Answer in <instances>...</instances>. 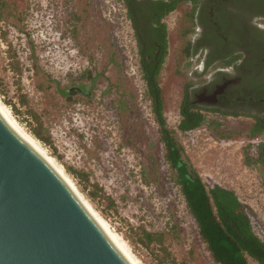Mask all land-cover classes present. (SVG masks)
I'll use <instances>...</instances> for the list:
<instances>
[{
  "label": "rangeland",
  "instance_id": "rangeland-1",
  "mask_svg": "<svg viewBox=\"0 0 264 264\" xmlns=\"http://www.w3.org/2000/svg\"><path fill=\"white\" fill-rule=\"evenodd\" d=\"M6 2L11 12L0 21V98L15 118L33 135L36 123L31 114L39 117L42 133L51 141L41 143L66 171L70 167L88 173L89 180L84 181L67 171L86 198L92 183L101 187L103 195L90 202L144 264H215L163 160L164 147L139 78L120 1ZM103 39L104 47L98 49ZM107 41L117 45L113 55ZM87 67H93L91 78H78ZM172 69L166 60L158 82L166 123L173 129L179 121L182 84L188 80ZM42 73L54 81L51 87L40 82ZM73 85L83 90H72L77 93L66 99L70 91L65 90ZM210 116V125L177 132V138L207 186L217 183L233 189L249 207L254 230L264 240V176L242 163L252 122ZM171 216L178 223L179 237L170 235L161 244L147 246L138 241L140 229H166Z\"/></svg>",
  "mask_w": 264,
  "mask_h": 264
},
{
  "label": "flooded vegetation",
  "instance_id": "flooded-vegetation-1",
  "mask_svg": "<svg viewBox=\"0 0 264 264\" xmlns=\"http://www.w3.org/2000/svg\"><path fill=\"white\" fill-rule=\"evenodd\" d=\"M129 1L135 61L141 64L143 49L149 64L167 60L188 80L179 105L186 90L201 112L264 117V0Z\"/></svg>",
  "mask_w": 264,
  "mask_h": 264
},
{
  "label": "water",
  "instance_id": "water-1",
  "mask_svg": "<svg viewBox=\"0 0 264 264\" xmlns=\"http://www.w3.org/2000/svg\"><path fill=\"white\" fill-rule=\"evenodd\" d=\"M0 264H133L1 108Z\"/></svg>",
  "mask_w": 264,
  "mask_h": 264
},
{
  "label": "trees",
  "instance_id": "trees-1",
  "mask_svg": "<svg viewBox=\"0 0 264 264\" xmlns=\"http://www.w3.org/2000/svg\"><path fill=\"white\" fill-rule=\"evenodd\" d=\"M127 9V16L132 18L131 2L124 0ZM9 5L6 0H0V21H4L7 14H10ZM174 4L169 9L174 8ZM106 39L98 44V49L103 48ZM107 49H111L113 55L117 45L114 41H107ZM144 50L140 49L142 56L140 70L145 81L146 95L150 100V108L154 120L158 125L160 141L164 147L163 160L170 169L171 181L177 187L186 210L194 220L196 232L205 244L209 255L215 264H250V260L259 264H264V240L255 232L252 221L249 217V207L245 205L233 189L224 187L217 183L207 186L200 174L192 166L185 153L183 145L177 138V132L186 133L195 128L211 124V114L201 112L199 107L193 106L185 90L179 105V121L175 128H170L163 113V101L161 88L158 82V75L162 64H149L144 57ZM33 56V53H31ZM93 67H87L79 75L80 79H89L92 76ZM41 83L51 87L53 80L46 74H41ZM55 91H57V84ZM58 92V91H57ZM131 92V91H130ZM77 92L70 91L66 99L72 97L71 94ZM63 95V94H62ZM131 100L127 99L128 106L131 107L133 91L130 93ZM23 101V100H22ZM24 102V101H23ZM11 108L14 107L11 105ZM16 110V109H14ZM17 112V110H16ZM36 125L32 127L33 135L45 144L51 143L48 134L42 133L43 125L35 114H31ZM216 125V123H214ZM264 133V117L257 116L246 131V136L253 139ZM251 142H247L242 147V163L250 168L260 169L264 176V139L256 144V150H251ZM67 171L76 174L84 181L89 180L87 172L67 167ZM141 176L146 179L144 170L140 171ZM101 187L97 183H92V190L87 192L89 201L102 194ZM103 195V194H102ZM110 207L116 210L113 203ZM173 221L167 222L166 229L160 231H150L146 228L140 229L138 241L147 246L151 242L161 244L167 236L179 237V226L173 216ZM177 264H186L181 261Z\"/></svg>",
  "mask_w": 264,
  "mask_h": 264
},
{
  "label": "bare ground",
  "instance_id": "bare-ground-1",
  "mask_svg": "<svg viewBox=\"0 0 264 264\" xmlns=\"http://www.w3.org/2000/svg\"><path fill=\"white\" fill-rule=\"evenodd\" d=\"M0 108L15 128L41 153V155L52 165V167L62 176L65 182L73 190L78 199L82 202L88 212L110 233L118 245L131 260L133 264H144L133 252L125 238L94 208L92 203L83 195L76 183L69 176L64 166L48 151V149L34 135L28 132L22 124L15 118L9 106L0 98Z\"/></svg>",
  "mask_w": 264,
  "mask_h": 264
},
{
  "label": "built area",
  "instance_id": "built-area-1",
  "mask_svg": "<svg viewBox=\"0 0 264 264\" xmlns=\"http://www.w3.org/2000/svg\"><path fill=\"white\" fill-rule=\"evenodd\" d=\"M120 1V6H121V8H122V11H123V18H124V21L126 22V25H127V27H128V30H129V32H130V41H131V45H132V49H133V53H134V56H135V48H134V43H133V39H132V33H131V29H130V26H129V23H128V21H127V19H126V13H125V10H124V6H123V1L122 0H119ZM121 45H123V44H119L118 45V47L119 48H121L122 46ZM121 49H123V47L121 48ZM124 49H127V48H124ZM136 62V61H135ZM136 64H137V62H136ZM137 70H138V72H139V78H140V80L143 82V84H144V94L146 95V85H145V81L143 80V78H142V76H141V70H140V65H138L137 64ZM147 96V95H146ZM147 98H148V96H147ZM148 104H149V107H150V100H149V98H148ZM150 112H151V108H150ZM152 113V112H151ZM189 132V131H188ZM260 135H258V136H256L255 138H253V139H251L250 138V141L249 142H251L252 143V145H251V150L253 151V152H255V150H256V144L260 141L259 139H258V137H259ZM262 140V139H261Z\"/></svg>",
  "mask_w": 264,
  "mask_h": 264
}]
</instances>
